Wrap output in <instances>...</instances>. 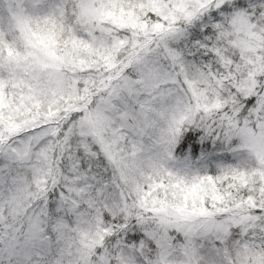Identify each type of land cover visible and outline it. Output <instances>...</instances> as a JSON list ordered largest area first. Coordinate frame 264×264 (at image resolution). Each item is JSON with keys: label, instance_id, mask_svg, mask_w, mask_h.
Returning <instances> with one entry per match:
<instances>
[{"label": "snow or ice", "instance_id": "6c2138e0", "mask_svg": "<svg viewBox=\"0 0 264 264\" xmlns=\"http://www.w3.org/2000/svg\"><path fill=\"white\" fill-rule=\"evenodd\" d=\"M0 264H264V0H0Z\"/></svg>", "mask_w": 264, "mask_h": 264}]
</instances>
